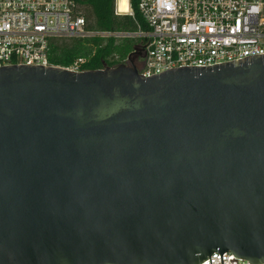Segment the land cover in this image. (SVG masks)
Here are the masks:
<instances>
[{
    "label": "water",
    "instance_id": "water-1",
    "mask_svg": "<svg viewBox=\"0 0 264 264\" xmlns=\"http://www.w3.org/2000/svg\"><path fill=\"white\" fill-rule=\"evenodd\" d=\"M142 50L0 67V264L264 263V53L146 77Z\"/></svg>",
    "mask_w": 264,
    "mask_h": 264
},
{
    "label": "built area",
    "instance_id": "built-area-1",
    "mask_svg": "<svg viewBox=\"0 0 264 264\" xmlns=\"http://www.w3.org/2000/svg\"><path fill=\"white\" fill-rule=\"evenodd\" d=\"M129 7L128 14L134 15L130 0ZM79 8L76 0H0V67L53 66L51 41L77 37L140 39L138 69L146 77L264 53V0H139L149 29L137 32L89 29ZM116 13L123 14L119 0ZM87 61L81 57L65 68L85 71ZM211 262L222 264L219 252L201 264ZM223 263L252 264L231 252L223 253Z\"/></svg>",
    "mask_w": 264,
    "mask_h": 264
},
{
    "label": "trees",
    "instance_id": "trees-1",
    "mask_svg": "<svg viewBox=\"0 0 264 264\" xmlns=\"http://www.w3.org/2000/svg\"><path fill=\"white\" fill-rule=\"evenodd\" d=\"M76 1L81 14L88 20L89 29L118 32H137L140 28L149 29V25L139 10V0H130L134 15L117 14L116 0ZM139 44H141L140 39L131 37L53 39L50 45V61L56 66L67 67L78 58L84 57L88 60L84 65L87 70L101 69L106 65L117 66L126 62Z\"/></svg>",
    "mask_w": 264,
    "mask_h": 264
},
{
    "label": "bare ground",
    "instance_id": "bare-ground-1",
    "mask_svg": "<svg viewBox=\"0 0 264 264\" xmlns=\"http://www.w3.org/2000/svg\"><path fill=\"white\" fill-rule=\"evenodd\" d=\"M119 7H120V12L125 14L129 13L130 9L129 7V0H119Z\"/></svg>",
    "mask_w": 264,
    "mask_h": 264
},
{
    "label": "flooded vegetation",
    "instance_id": "flooded-vegetation-1",
    "mask_svg": "<svg viewBox=\"0 0 264 264\" xmlns=\"http://www.w3.org/2000/svg\"><path fill=\"white\" fill-rule=\"evenodd\" d=\"M133 60H134L135 65L139 68V66H140V56L134 57Z\"/></svg>",
    "mask_w": 264,
    "mask_h": 264
},
{
    "label": "rangeland",
    "instance_id": "rangeland-1",
    "mask_svg": "<svg viewBox=\"0 0 264 264\" xmlns=\"http://www.w3.org/2000/svg\"><path fill=\"white\" fill-rule=\"evenodd\" d=\"M136 39H138V38H136Z\"/></svg>",
    "mask_w": 264,
    "mask_h": 264
}]
</instances>
